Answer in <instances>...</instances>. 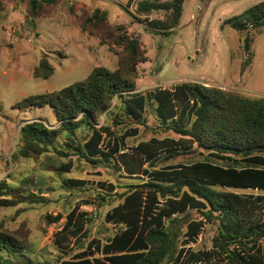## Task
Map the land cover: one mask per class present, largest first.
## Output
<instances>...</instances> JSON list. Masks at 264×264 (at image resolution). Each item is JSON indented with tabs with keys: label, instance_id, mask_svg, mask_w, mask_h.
<instances>
[{
	"label": "trees",
	"instance_id": "trees-1",
	"mask_svg": "<svg viewBox=\"0 0 264 264\" xmlns=\"http://www.w3.org/2000/svg\"><path fill=\"white\" fill-rule=\"evenodd\" d=\"M135 1L130 0L129 6ZM185 1H139L135 14L128 13L142 23L147 22L150 31L168 35L179 26ZM27 3L34 9L31 16L40 17L44 16V6L54 4L55 0H27ZM4 9L5 0H0V13ZM154 13L164 14L163 19L149 21ZM225 24L240 33L264 28V1L227 19ZM76 25L90 36L120 48L118 67L115 70L96 67L82 82L16 103L15 110L50 106L58 126L51 128L42 120L21 126L12 162L38 160L51 151L62 157L77 156L91 164L101 159L119 162V158L125 157L119 142L108 143L107 150L102 148L111 135L106 118L115 107L110 103L114 96L121 99L127 117L138 123L143 120L148 104L153 103L158 119L164 124L171 123V129L179 136L178 140L153 138L140 143L134 153L143 160V165L152 168L164 153L171 156L180 149L195 146L216 162L146 169L142 173L149 178L147 182L127 186L120 194L116 192L117 186L102 184L109 193L98 194L103 201L100 207H111L104 223L117 227L116 232L104 241L93 240L61 264H264V195L241 193L264 192V97H247L189 82L148 94L138 93L139 66L147 61L140 38L130 34L124 25L111 26L107 13L101 9L83 12ZM250 43L247 36L246 53L250 51ZM53 73L44 57L33 75L47 80ZM105 112L107 115L101 120ZM114 123L118 125L120 121L116 118ZM80 129L88 131L84 142L68 145V154L58 150L60 136H76ZM137 134L134 129L122 139ZM69 169L70 166L61 167L64 173ZM130 172V176H138L133 170ZM68 183L73 187L85 186L83 181ZM30 187L29 179L23 180L21 186L0 180V208L49 202ZM115 202L118 204L113 205ZM190 209L198 211L200 219L189 222L184 234L175 232L177 217ZM93 220L90 214L76 217L75 211L69 213L62 242L69 237L75 239V244L82 242L85 221ZM206 224L216 225L212 248L191 250L190 245L198 240ZM30 254L28 243L0 231V264H37Z\"/></svg>",
	"mask_w": 264,
	"mask_h": 264
},
{
	"label": "rangeland",
	"instance_id": "rangeland-1",
	"mask_svg": "<svg viewBox=\"0 0 264 264\" xmlns=\"http://www.w3.org/2000/svg\"><path fill=\"white\" fill-rule=\"evenodd\" d=\"M129 1L55 0L54 4L44 6V16L32 17L34 9L27 0H5L7 7H26L29 21L23 24L7 9L0 13L3 40L16 43L14 48L6 47L5 53H0V94L5 106L0 114L14 116L11 113L15 111L9 105L14 99L18 101L17 92L24 91L28 97L52 93L84 81L96 67L111 70L118 67L120 48H114L82 30V35L78 34V18L85 11L93 13L97 9L107 13L111 26L124 25L130 34L141 40L147 61L139 66L136 81L138 93L148 94L158 88L189 82L222 88L247 97H264V28L240 33L225 24L227 19L242 14L264 0H186L179 26L168 35L150 31L147 22L142 23L128 13L135 14L137 3L145 0H136L130 6ZM163 17L162 13H154L148 19L151 21ZM12 29L16 30L14 34ZM247 36L251 39L248 53L244 47ZM44 57L54 70L49 79L28 75L20 76L17 81L12 80V70L18 61L36 67ZM4 70H9L7 76H3ZM118 100V105L112 108L106 118L111 135L107 136L102 148L107 150L108 143L119 142L121 154L125 156L119 158V162L99 159V163L91 164L77 156L62 157L54 151L38 160L12 162L18 140L13 151L14 139L10 137V130L4 123L0 124V180L21 186L23 180L29 179L31 191L49 200L46 204L0 208V231L28 243L31 251L29 256L35 263L61 264L81 252V248L93 240L104 241L114 235L117 227L104 223L105 214L111 207H100L103 201L98 198V194L109 193L105 191L108 186H117L116 192L120 194L127 186L147 182L149 178L142 173L146 169L165 170L214 161L195 146L189 150L180 149L171 156L163 152L152 168L143 165V160L134 153L140 143L153 138L178 140L179 136L171 129V123L164 124L158 119L153 103L148 104L143 120L138 123L127 117L124 104L120 98ZM20 114V119H26V114L29 118H39L47 126L57 124L50 106L36 108L33 113ZM116 118L120 121L118 125L114 123ZM134 129L138 130L136 136L122 139L126 132ZM87 137L88 131L80 129L76 136H60L56 146L68 154V145L77 146ZM64 165L70 166L69 172L59 171ZM130 170L138 173V176H130ZM69 180L83 181L85 186L73 187L68 183ZM241 193L258 194L253 191ZM72 211L76 212V216L83 213L94 218L92 222L85 221L86 232L81 235L82 242L77 244L71 237L62 242L63 234H60L67 222V215ZM200 217L198 211L190 209L177 217L173 230L184 234L187 224ZM54 218L60 220L54 221ZM216 231V225L206 224L198 240L189 248L194 251L210 250Z\"/></svg>",
	"mask_w": 264,
	"mask_h": 264
},
{
	"label": "crops",
	"instance_id": "crops-1",
	"mask_svg": "<svg viewBox=\"0 0 264 264\" xmlns=\"http://www.w3.org/2000/svg\"><path fill=\"white\" fill-rule=\"evenodd\" d=\"M155 1H158V0H155ZM169 1H171V0H166V2H169ZM5 9H7L9 11V14L13 15L14 18L16 17V19L18 21H20V22L23 21V24H26L29 21V16L27 15V12L25 11L26 7L24 9L23 7L17 8L16 6H10V7L5 6ZM15 31L16 30L14 29V32H12V33L14 34ZM78 34L82 35V31L79 28H78ZM15 46H16V43H13V42L8 43L7 41L3 40V36L0 34V53H5L6 47L14 48ZM34 69H35V67H33V66L29 67V65H25L24 61H22V63H20L18 61V65H15L13 70H12V73L14 75L12 80L13 81H17L20 76L21 77L28 76V75L34 76L33 75ZM8 71L9 70H4L3 73H2L3 76H7L8 75ZM16 97L18 98V101H16V99H14L13 103H11L9 105L11 110L15 111V112L11 113V115H14V116L13 117H8V116H2L0 114V124L4 123L7 126V128L10 130V137L12 139H14V141H13V151L15 150L16 142H17V140L19 138V130H20L21 126H23L26 123L32 122V121L40 120L39 118H29V117H27L26 114L24 115V117L26 119H20L21 118V117H19V116H21L20 113H27V112L33 113L34 109H36V108L25 109V110H15V109H13V106L16 103L22 101L23 99L28 97V95L24 91H20V92L16 93ZM4 108H5V106H4V103H3L2 95L0 94V110H3ZM57 126H58V123L55 126H50V127L51 128H55ZM9 151H10V149H8V152ZM64 166H66V165H64ZM59 171H61V169ZM254 192H257L258 194H264V192H260V191H254ZM62 230L63 229L60 230L61 231L60 234H62Z\"/></svg>",
	"mask_w": 264,
	"mask_h": 264
},
{
	"label": "clouds",
	"instance_id": "clouds-1",
	"mask_svg": "<svg viewBox=\"0 0 264 264\" xmlns=\"http://www.w3.org/2000/svg\"><path fill=\"white\" fill-rule=\"evenodd\" d=\"M110 103L113 106L118 105V103H119L118 97H115V96L112 97V100ZM106 115H107V112H105L104 116H101L100 119L103 120Z\"/></svg>",
	"mask_w": 264,
	"mask_h": 264
},
{
	"label": "built area",
	"instance_id": "built-area-1",
	"mask_svg": "<svg viewBox=\"0 0 264 264\" xmlns=\"http://www.w3.org/2000/svg\"><path fill=\"white\" fill-rule=\"evenodd\" d=\"M11 32H14V30L12 29Z\"/></svg>",
	"mask_w": 264,
	"mask_h": 264
}]
</instances>
